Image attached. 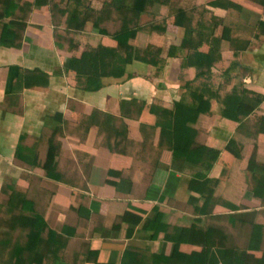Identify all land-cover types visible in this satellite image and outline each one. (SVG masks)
<instances>
[{
	"label": "crops",
	"instance_id": "1",
	"mask_svg": "<svg viewBox=\"0 0 264 264\" xmlns=\"http://www.w3.org/2000/svg\"><path fill=\"white\" fill-rule=\"evenodd\" d=\"M30 1L20 45L0 44V188L8 180L29 187L59 234L60 246L39 264H173L174 253L181 262L205 243L261 255L263 180L253 184L264 176V0H150L134 43L160 50L152 62L133 58L121 76H102L94 90L78 84L70 57L116 41L92 15L80 30L67 27L64 0ZM175 6L196 26L186 45ZM101 20L108 30L119 21L114 13ZM191 50L201 63L184 62ZM34 68L46 82L12 91L17 73ZM188 90L209 100L193 126L197 142L219 150L206 172L212 182L173 154L147 110H172L191 99ZM228 93L240 109L232 115L222 113ZM18 144L26 159L16 156ZM191 225L193 241L176 243Z\"/></svg>",
	"mask_w": 264,
	"mask_h": 264
},
{
	"label": "trees",
	"instance_id": "2",
	"mask_svg": "<svg viewBox=\"0 0 264 264\" xmlns=\"http://www.w3.org/2000/svg\"><path fill=\"white\" fill-rule=\"evenodd\" d=\"M64 1L67 27L80 30L92 15L93 26L116 41L115 46L99 45L82 50L78 56L70 57V62L77 67V82L83 89H97L104 75L121 76L125 71V65L133 58L152 62L155 51L160 50L159 46L152 44L138 47L134 43L136 31L142 27L137 19L150 0H103L99 9L90 7L88 0ZM34 3L35 1L30 0H0L1 45L15 47L20 45L25 21ZM173 11L174 16H178L177 22L184 26L181 44L186 45L196 26L185 22L186 12L181 6H175ZM112 13L117 14L119 21L108 30L101 19L103 16H111ZM151 28L161 29L153 24ZM210 41L217 55L220 39L213 37ZM217 57L218 55L215 56ZM184 62L191 65L201 63L200 52L191 50L184 56ZM46 80L47 74L37 68L21 69L15 76L12 91L20 89L24 84H41ZM188 95L191 97L190 100L182 97L175 103L172 110L148 106L149 113L155 116L151 125L160 127V138L165 140L174 155L201 166V170L197 171L195 176L204 178V182H212L213 179L206 177V172L217 159L219 150L197 142L195 139L197 129L193 126L197 115L209 109V100L201 91L188 90ZM223 103L222 113L225 115H232V111L237 113L240 110L238 102L233 101L231 93L224 96ZM22 139L23 135H20V141ZM23 153L21 145L18 144L16 156L26 159ZM193 180L195 182L196 179L192 178V182ZM257 180L258 183H256ZM261 180H263V186L260 190L264 193V176L256 179L253 189L260 187L258 184ZM28 188L10 180L1 185L0 191L7 194V198L4 204L0 203V264H39L42 256L52 253L61 244L59 234L48 227L43 214L37 210L36 200L29 197ZM30 190L38 191L35 187H31ZM208 195L206 194L205 202L208 201ZM258 225L254 224V226ZM181 230L186 231L183 232V236L176 237V243L179 241L192 242L195 226L191 225ZM248 249L249 247L239 248L228 245L215 247L205 243L199 248H190L186 253V258L181 262L178 260L177 253H174L171 259L174 261L173 264L176 262L179 264H218L219 261L222 264H264V251L256 256Z\"/></svg>",
	"mask_w": 264,
	"mask_h": 264
},
{
	"label": "rangeland",
	"instance_id": "3",
	"mask_svg": "<svg viewBox=\"0 0 264 264\" xmlns=\"http://www.w3.org/2000/svg\"><path fill=\"white\" fill-rule=\"evenodd\" d=\"M4 195L5 194L0 191V203L1 204H4V202L6 201V196Z\"/></svg>",
	"mask_w": 264,
	"mask_h": 264
}]
</instances>
